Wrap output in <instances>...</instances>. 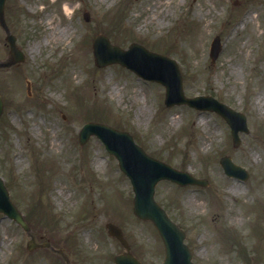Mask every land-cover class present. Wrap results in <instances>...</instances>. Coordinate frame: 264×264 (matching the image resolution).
<instances>
[{
  "label": "rangeland",
  "instance_id": "1",
  "mask_svg": "<svg viewBox=\"0 0 264 264\" xmlns=\"http://www.w3.org/2000/svg\"><path fill=\"white\" fill-rule=\"evenodd\" d=\"M65 2L5 3L25 60L0 68V175L33 238L63 247L72 264H114L123 247L106 231L111 221L142 262L162 260L161 238L133 214L131 184L114 156L95 136L78 142L81 125L94 120L127 130L150 155L207 179L205 186L160 180L154 192L183 228L195 264H264V0H67L79 4L70 17ZM52 27L69 34L57 41ZM96 33L174 57L187 96L211 94L244 112L249 131L233 146L217 113L166 106L160 83L116 63L95 66ZM216 34L221 51L212 63ZM8 49L0 28V59ZM224 154L248 177L226 175ZM28 239L0 213V264H65L47 248L29 251Z\"/></svg>",
  "mask_w": 264,
  "mask_h": 264
},
{
  "label": "water",
  "instance_id": "2",
  "mask_svg": "<svg viewBox=\"0 0 264 264\" xmlns=\"http://www.w3.org/2000/svg\"><path fill=\"white\" fill-rule=\"evenodd\" d=\"M4 1L0 0V25L6 32L9 42L10 57L0 62V66H9L22 61L24 55L15 44V37L9 32L4 19ZM86 16V14H85ZM220 48L218 37L211 42L210 56L212 61ZM94 62L97 66L110 63H119L139 76L158 81L165 86L164 103L167 106L186 103L197 108L209 109L222 115L231 127V132L236 144L237 130L246 129L245 116L228 105L217 101L211 96L185 97L181 84V75L176 61L164 54L150 51L142 45L132 42L124 49L109 42L103 34H97L92 41ZM3 110V101L0 96V115ZM96 135L103 142L106 150L118 162L119 169L130 179L134 192L132 209L134 214L150 220L159 232L165 249L161 264H193L187 245L183 242L184 232L166 214L165 210L155 201L154 186L160 179H170L178 184L194 183L205 184V180L193 177L186 171L177 170L165 162L148 155L143 148L135 143L132 135L101 122H86L79 130V142L83 143L90 135ZM220 162L227 174H238V167L231 163L228 156H223ZM0 212L14 219L25 230L27 223L22 214L12 203L8 196L3 181L0 177ZM107 231L115 236L125 247V251L114 256L116 264H142L129 251L121 229L111 223H106Z\"/></svg>",
  "mask_w": 264,
  "mask_h": 264
},
{
  "label": "bare ground",
  "instance_id": "3",
  "mask_svg": "<svg viewBox=\"0 0 264 264\" xmlns=\"http://www.w3.org/2000/svg\"><path fill=\"white\" fill-rule=\"evenodd\" d=\"M159 22L161 23L160 20H159ZM62 30H63V31L65 32V34L67 35L68 31H67L65 28H63ZM49 34H50L55 40H57V41L60 39L61 36H65V34L61 33L60 31H56V30L54 29V27L51 28ZM68 34H69V33H68ZM46 39H47V38H46ZM97 164L99 165V163H97Z\"/></svg>",
  "mask_w": 264,
  "mask_h": 264
},
{
  "label": "clouds",
  "instance_id": "4",
  "mask_svg": "<svg viewBox=\"0 0 264 264\" xmlns=\"http://www.w3.org/2000/svg\"><path fill=\"white\" fill-rule=\"evenodd\" d=\"M77 7H79L78 3L76 5L70 7L69 3L66 0V2L63 4V10H64L65 15L70 17L72 15V13L75 11V8H77Z\"/></svg>",
  "mask_w": 264,
  "mask_h": 264
},
{
  "label": "flooded vegetation",
  "instance_id": "5",
  "mask_svg": "<svg viewBox=\"0 0 264 264\" xmlns=\"http://www.w3.org/2000/svg\"><path fill=\"white\" fill-rule=\"evenodd\" d=\"M50 244V243H49ZM51 245V244H50ZM53 247H55V248H59V249H62L63 247H59V246H56V245H54ZM60 257L64 260V257L60 254Z\"/></svg>",
  "mask_w": 264,
  "mask_h": 264
}]
</instances>
